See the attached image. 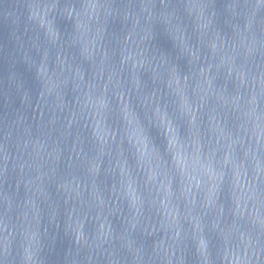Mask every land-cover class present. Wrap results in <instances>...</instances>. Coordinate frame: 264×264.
Returning <instances> with one entry per match:
<instances>
[{"label":"water","instance_id":"1","mask_svg":"<svg viewBox=\"0 0 264 264\" xmlns=\"http://www.w3.org/2000/svg\"><path fill=\"white\" fill-rule=\"evenodd\" d=\"M0 264H264V0H0Z\"/></svg>","mask_w":264,"mask_h":264}]
</instances>
